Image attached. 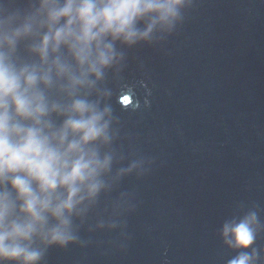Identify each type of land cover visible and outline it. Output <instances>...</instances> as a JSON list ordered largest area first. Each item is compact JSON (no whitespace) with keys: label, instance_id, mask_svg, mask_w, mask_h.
Wrapping results in <instances>:
<instances>
[{"label":"water","instance_id":"water-1","mask_svg":"<svg viewBox=\"0 0 264 264\" xmlns=\"http://www.w3.org/2000/svg\"><path fill=\"white\" fill-rule=\"evenodd\" d=\"M37 5L0 0L21 15ZM183 16L150 42L117 41L113 64L81 89L111 109L100 151L113 162L75 221L80 242L48 249L43 264H228L237 250L221 227L251 211L264 264V0H193ZM31 43L17 56L38 63ZM46 92L67 102L56 87Z\"/></svg>","mask_w":264,"mask_h":264},{"label":"clouds","instance_id":"clouds-1","mask_svg":"<svg viewBox=\"0 0 264 264\" xmlns=\"http://www.w3.org/2000/svg\"><path fill=\"white\" fill-rule=\"evenodd\" d=\"M192 4L38 0L24 15L0 9V264H43L48 249L80 242L75 221L106 187L103 177L113 162L100 151L112 139L111 109L81 89L113 64L117 41L132 46L172 33ZM25 40L32 41L27 51L38 63L17 56ZM54 87L67 102L49 97L46 90ZM258 226L254 211L223 223L224 243L237 250L228 264H257Z\"/></svg>","mask_w":264,"mask_h":264}]
</instances>
